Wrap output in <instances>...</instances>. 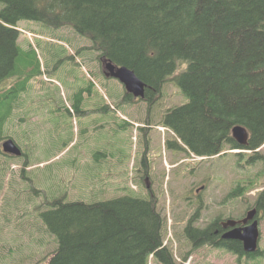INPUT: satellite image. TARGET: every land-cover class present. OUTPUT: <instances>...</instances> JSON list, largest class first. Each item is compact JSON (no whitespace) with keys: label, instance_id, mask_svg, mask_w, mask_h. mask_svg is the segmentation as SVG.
Returning <instances> with one entry per match:
<instances>
[{"label":"trees","instance_id":"trees-1","mask_svg":"<svg viewBox=\"0 0 264 264\" xmlns=\"http://www.w3.org/2000/svg\"><path fill=\"white\" fill-rule=\"evenodd\" d=\"M6 1L0 6V144L11 137L6 124L19 92L26 88L20 86L23 71L29 70L22 65L25 59L18 24L35 19L56 28L69 26L91 41L87 55L81 48L75 51V64L95 67L90 60L95 54L102 69L106 60L133 69L147 83L146 99L142 100L148 103L149 112L163 96L164 85L177 82L189 100L168 109L162 123L172 125L198 155L214 157L240 149L232 152L237 160L247 155L245 161L251 167L264 162L259 150L264 145V0H54L71 18L54 17L50 11L56 2L46 6L47 0ZM182 62L187 67L178 72ZM90 83L75 94L71 111L85 112V103L93 106L94 83ZM119 100L137 102L125 87ZM109 108L118 109L114 104ZM236 125L249 130L246 145L234 139ZM167 144L179 147L171 140ZM3 155L7 154L0 145ZM24 164L30 165L28 157ZM26 168L21 176L24 180L29 179ZM262 177L250 174L237 180L232 187L235 201L258 186ZM31 190L34 195L42 194L35 187ZM148 195L124 194L93 202L69 200L64 193L53 199L40 198L35 217L55 237L57 247L30 264H179L166 243L168 217L160 209L157 195L152 191ZM256 204L264 208V190ZM199 214L200 208L184 230L194 248L211 240L209 228L194 225Z\"/></svg>","mask_w":264,"mask_h":264},{"label":"rangeland","instance_id":"rangeland-1","mask_svg":"<svg viewBox=\"0 0 264 264\" xmlns=\"http://www.w3.org/2000/svg\"><path fill=\"white\" fill-rule=\"evenodd\" d=\"M50 2L56 1L47 0L46 6ZM3 4L7 1L0 0V6ZM34 7L38 10L39 3L35 1ZM51 10L56 18L68 15L61 3L56 2ZM18 25L25 59L22 65L29 70L23 71L20 86L25 84L26 88L19 92L6 130L30 165L24 164V154L0 156V264H30L57 247L55 237L35 217L40 198L53 199L64 193L69 200L93 202L124 194L148 198V191L157 195L159 207L168 217L166 243L173 248L177 263L264 264V217L260 224L262 253L254 257L238 258L211 246L194 248L184 235V228L201 205L197 200L202 198L204 208L195 224L204 227L215 214L227 211L225 193L231 185L250 174H262L260 184L233 203V215H241L254 195L264 189V162L251 167L245 161L247 155L237 160L231 149L222 156L201 158L172 125L162 123L168 109L189 100L177 82L164 85L163 96L151 112L145 101L123 103L119 98L124 96V85L102 73V63L95 54L90 57L92 68L72 61L78 48L83 55L91 49L89 39L81 38L69 26L56 28L35 19ZM180 67L178 72L187 63ZM91 81L93 106L85 103V112L71 111L75 94ZM112 104L118 109L109 108ZM168 140L179 147H170ZM259 150L264 154V145ZM25 167L30 180L21 177ZM202 183L208 187L197 196L195 189ZM32 187L40 189L41 196L34 195Z\"/></svg>","mask_w":264,"mask_h":264},{"label":"water","instance_id":"water-1","mask_svg":"<svg viewBox=\"0 0 264 264\" xmlns=\"http://www.w3.org/2000/svg\"><path fill=\"white\" fill-rule=\"evenodd\" d=\"M104 73L107 77H113L120 80L125 86L126 90L135 97L145 96L147 83L142 80L130 67L126 65H117L111 60H106L104 63ZM232 134L234 139L240 145L247 144L249 130L245 126L236 125L232 130ZM2 150L3 152L13 156L22 155V149L13 138H7L3 141ZM256 214L257 209L253 208L247 212V215L242 220L229 219L227 224L235 226L238 222L247 223L250 220H253ZM227 237L242 240L244 242L246 251L254 252L258 249L260 239L259 221L255 219L253 223L243 228V231L241 228H234L230 234L227 235Z\"/></svg>","mask_w":264,"mask_h":264},{"label":"flooded vegetation","instance_id":"flooded-vegetation-1","mask_svg":"<svg viewBox=\"0 0 264 264\" xmlns=\"http://www.w3.org/2000/svg\"><path fill=\"white\" fill-rule=\"evenodd\" d=\"M103 71H104V69H103ZM134 99L136 101H139V100L140 101H145V100H142V99H146V94H145L144 97H139V98L134 96ZM230 152H234V151L233 150H230ZM7 155L8 156H11L10 154H7ZM219 156H222V155H219ZM200 157L201 158H204V157H208V156H200ZM214 157H217V156H214ZM144 179H145L146 183L148 184V188H149L150 185H151V183H149L150 177H149V175L147 173L145 174V178ZM232 186L233 185H231V187L229 189H227V191L225 193V207L227 209L226 212H223L222 211L220 213L215 214L214 217H213V219L211 220V222L208 223L204 227L203 226H200V225H196L195 224L196 222L194 223V225L198 229H208L209 228V230H210L209 233H210V236H211V240L209 242L201 245L200 247H203V246H211V247L217 249L220 253H222V250H226L228 252V254L230 253L232 255H235L238 258L258 256V255H260L262 253V250L260 248V242H261V240H260L261 239V225L260 224H261V222L263 220V217H264V208H259L258 205L256 204V201H257L258 194L262 190H264V189H262L261 191H258V193L254 195L253 201L252 202H249L247 204L244 212L241 215L234 216L233 213H232V210H231L232 209V206H233V203L235 202V198L233 196ZM206 187H208V184L207 183H202L198 188L195 189V194L197 196H201L200 192L202 190H204ZM247 194H249V193L246 192L244 195L239 196L238 199H242ZM197 201H198L199 204H201L198 207V209L200 208V214H201V210H202V208H204V203H203L202 198H200ZM253 208H256L257 209V214H256V216H255V218L253 220H250L247 223L238 222L235 226L228 225L227 224V221L229 219L242 220L247 215V212L249 210L253 209ZM196 211H195V213H196ZM200 214H199V216H200ZM200 219L201 218H199L198 220H200ZM255 219H257L259 221V229H260V239H259L258 249L256 251H254V252H248V251H246L244 242L242 240L229 238V237H227V235L230 234V232L234 228H241L242 231H243V228H245L246 226H248L251 223H253V221ZM225 224L228 225V226H226ZM188 225L189 224L187 223L186 226H188ZM185 228H184V230H185ZM184 235H185V232H184ZM216 241H225L227 244L226 245H223V244H219L218 245V244L215 243ZM229 246H235L238 251L236 252V249L230 248ZM200 247H198V248H200ZM225 254L227 255V253H225ZM184 257H187V255H185Z\"/></svg>","mask_w":264,"mask_h":264}]
</instances>
